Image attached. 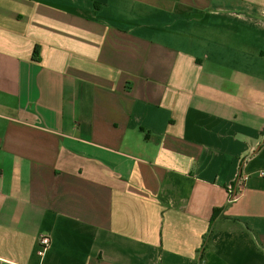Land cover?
Returning <instances> with one entry per match:
<instances>
[{"label": "crops", "instance_id": "1", "mask_svg": "<svg viewBox=\"0 0 264 264\" xmlns=\"http://www.w3.org/2000/svg\"><path fill=\"white\" fill-rule=\"evenodd\" d=\"M262 173L264 0H0V264H264Z\"/></svg>", "mask_w": 264, "mask_h": 264}, {"label": "trees", "instance_id": "2", "mask_svg": "<svg viewBox=\"0 0 264 264\" xmlns=\"http://www.w3.org/2000/svg\"><path fill=\"white\" fill-rule=\"evenodd\" d=\"M39 54H40V49H39V47H36L35 52H34V56H35L36 59H39ZM235 225L241 231H247V232L253 233V231L251 229H249V227L245 223H242L240 221H235ZM211 236H212V230H210L208 235L205 237L204 246H203V248L200 251L199 264H202L203 261H204V254L206 252V245H207L208 241L210 240Z\"/></svg>", "mask_w": 264, "mask_h": 264}, {"label": "built area", "instance_id": "3", "mask_svg": "<svg viewBox=\"0 0 264 264\" xmlns=\"http://www.w3.org/2000/svg\"><path fill=\"white\" fill-rule=\"evenodd\" d=\"M262 176H264V173H262ZM236 191L234 189L230 190V196L231 200H234L236 198ZM1 197V194H0ZM51 245V239L48 236H41L40 238V250H39V255L44 256L48 249L50 248Z\"/></svg>", "mask_w": 264, "mask_h": 264}]
</instances>
